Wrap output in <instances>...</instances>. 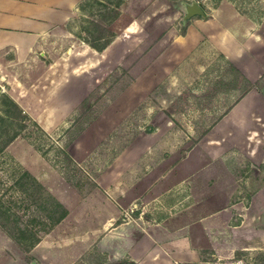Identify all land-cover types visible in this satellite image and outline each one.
<instances>
[{"label":"rangeland","instance_id":"rangeland-1","mask_svg":"<svg viewBox=\"0 0 264 264\" xmlns=\"http://www.w3.org/2000/svg\"><path fill=\"white\" fill-rule=\"evenodd\" d=\"M191 1L204 14L185 16ZM212 12L246 23L264 39V0H80L67 25L73 40L50 35L43 52L36 51L41 59L27 61V111L20 106L21 117L0 78V264L116 262L95 246L78 247L79 237L97 228L87 222L105 215L104 188L124 208L117 219L139 214L154 220L185 209L180 218L193 221L199 213L225 207L218 213L224 239L216 241L220 235L210 225L211 240L205 242L192 222L193 240L202 245L199 259L179 264H264V43L254 41L252 55L240 56L249 62V80L259 92L193 147L233 104L235 72L227 58L204 49L195 58L190 50L175 57L177 65L162 69V80L156 66L141 71L192 17ZM233 12L238 18L227 17ZM134 19L140 29L121 32L106 53L87 46L85 39L101 42L102 36L94 37L115 35ZM217 151L221 159L206 156ZM187 153L191 180L144 190L168 164L163 158ZM136 174L145 177L127 185ZM238 223L240 229H233ZM29 231L39 236L35 243L41 240L34 248L35 243L27 246ZM236 236L255 237V246L234 248Z\"/></svg>","mask_w":264,"mask_h":264},{"label":"crops","instance_id":"crops-1","mask_svg":"<svg viewBox=\"0 0 264 264\" xmlns=\"http://www.w3.org/2000/svg\"><path fill=\"white\" fill-rule=\"evenodd\" d=\"M79 1L0 0V78L4 79L8 84L11 97L26 111L27 61L41 59L39 56H36V51L38 53L43 52L47 41L51 37L50 35L55 34L61 39L69 38L73 40L72 36L74 34L67 25ZM224 16L220 12H212L207 16L192 17L191 22L186 25L183 32L173 34L168 41L166 40L163 45L157 47L156 52L152 54L151 59L141 71L146 72L149 67L156 66L159 70L156 73V76H158L157 80H162L165 67L168 69L171 65H177L174 60L175 57L178 58L180 54L194 50L195 58H201V49H204L208 54L210 51L212 54L222 53L225 58L243 71L248 78H251L249 75L251 66L249 62L240 60V56L244 51L251 56L252 54L250 55L249 52H252L256 47L254 41L257 40V42L264 43V39L257 38L256 33L247 29L246 23H242L241 26L234 22V20H225ZM227 17L231 19L238 18V14L233 12L232 15L231 13L229 15L227 14ZM136 29H140V23L134 19L125 24L101 49H96L90 44H86L90 49L104 54L108 47L117 40L121 32ZM201 45H204L206 48L200 47ZM191 63L186 64L191 66ZM171 76L169 74V77ZM172 78L177 79V74L173 75ZM256 92H259L258 89L252 85L227 110L222 112L220 116L209 124L205 132L192 144V147L197 146V144L199 145L209 132L221 130L223 122L233 118L237 104L244 102L245 99L250 98ZM220 153L218 151L214 154L209 152L206 156L221 159L223 155ZM188 155L189 153L177 160L170 156L163 158L162 160H167L168 164L161 168L159 174L151 183H148L144 190H148L149 187L157 184H162L163 190H166L174 183H183L182 181H185L184 179L186 178L191 180V167L190 169H186V163L188 161L190 162L189 157H187ZM143 174H136L134 179L129 178L127 185L140 183L141 179L145 177ZM201 187L200 192L205 193L209 190H207L205 184ZM104 189L109 195L107 197V204L104 203L106 209L104 204L103 208L105 210L101 208L105 215L103 214L100 219H97L99 223L94 219H90L92 221L88 220L89 222L87 224L90 227L97 225V228L88 230V237L87 235L86 237H79L78 247L80 250L89 246H95L98 250H105L110 260L118 261L121 257L129 259V262L116 261L114 264H131L130 261H133L135 264H179L199 259L202 245L196 244L193 240L190 231L192 222H195L194 224L202 231L205 242L208 241L207 236H209L210 225V228L214 227L215 232H218L220 235L215 240L218 241L220 238L221 240L224 239L220 232L224 227V223L218 215L220 210L225 208L224 206H217L210 211L206 210L203 213H199L194 217L193 221L190 218H180L185 209L170 212L154 220L145 218L139 214L117 219L124 208L119 207L118 202L114 200V195L108 188ZM189 189L191 193H194L192 186ZM141 193L144 195L146 192L142 190ZM240 225L241 223L235 224L232 228L240 229ZM232 239H236L232 245L234 248L255 246L252 243L255 241V237L249 239L236 236ZM210 240L211 238H209ZM40 242L41 240L35 243L33 248ZM71 246L69 245L67 247ZM216 253H218L217 249ZM78 254L75 253V256Z\"/></svg>","mask_w":264,"mask_h":264},{"label":"trees","instance_id":"trees-1","mask_svg":"<svg viewBox=\"0 0 264 264\" xmlns=\"http://www.w3.org/2000/svg\"><path fill=\"white\" fill-rule=\"evenodd\" d=\"M101 36L103 37V40L101 42H98V43H94L90 39L82 38L83 36H81V38L87 40L89 42V44L92 45L93 47H95L97 49H101L114 36V31H110L109 33H107L106 36L101 34V35L95 36L94 38L97 39ZM219 54L222 55L223 57H225L222 53H219ZM226 60H227L228 64L230 65V67L235 72V80L233 82V85L237 88V93L235 94V97L229 103V106H230V104H232L236 100H238L252 86V83L249 80V78L245 74H243V72L236 65H234L230 60H228V59H226ZM8 99H9L10 105L15 109V115L17 114V117H21L23 115V113H20V111L22 110L20 105L12 97H10V95H9ZM61 151L65 154V156H67L66 151H64V150H61ZM0 206H1V204H0ZM63 215H64V212L62 211L61 215L59 217H61ZM18 230L21 233L24 232L23 228H18ZM16 234H18V232H15L14 236L18 240H21L20 236L18 237ZM29 234L31 235V237L27 241V246L34 244L39 239V236L34 235L33 231H29ZM114 263L115 262H113L112 264H114ZM130 263L135 264L133 261H130Z\"/></svg>","mask_w":264,"mask_h":264},{"label":"water","instance_id":"water-1","mask_svg":"<svg viewBox=\"0 0 264 264\" xmlns=\"http://www.w3.org/2000/svg\"><path fill=\"white\" fill-rule=\"evenodd\" d=\"M185 8H186V12L184 14L185 16H188L194 13L204 14L202 7L196 1H191V2L186 3Z\"/></svg>","mask_w":264,"mask_h":264}]
</instances>
